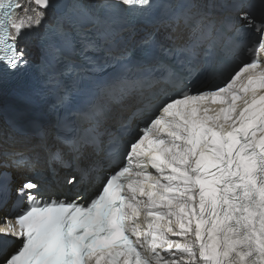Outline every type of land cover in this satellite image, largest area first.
I'll list each match as a JSON object with an SVG mask.
<instances>
[{
	"label": "snow or ice",
	"instance_id": "6c2138e0",
	"mask_svg": "<svg viewBox=\"0 0 264 264\" xmlns=\"http://www.w3.org/2000/svg\"><path fill=\"white\" fill-rule=\"evenodd\" d=\"M34 2L41 8L50 6V0ZM121 3L144 6L149 0ZM20 7L13 0H0V52L11 53L0 55L5 68L27 63L17 41L32 25L13 18V10ZM181 17L186 25L197 22L185 13H179ZM78 27L69 20L58 30L63 35ZM244 27L256 29L258 47L247 49L255 58L235 70L219 56H206L196 70L202 80L197 87H190L191 81L185 84L180 74L163 78L164 86L141 94L139 107L121 125V132L129 134L127 140L122 141L119 133H101L100 126L107 102L120 103L132 96L131 88L137 85L118 78L101 81L97 97L81 114L92 125L82 136L65 140L77 160L86 148H92L85 157V175L94 164L92 157L101 150L104 134L109 136L104 145L108 157L122 166L107 176L86 206L38 200L32 194L38 185L24 183L17 189L20 196L27 193V207L15 218L18 231L0 228L4 237L14 236L18 244L0 264H264V65L259 61L264 22L257 25L250 19ZM95 47L94 41L85 39L81 51ZM55 52L63 55L59 48ZM90 63L93 68L102 67L98 59ZM213 79L219 82L210 83ZM145 86L153 87L151 82L139 83L140 88ZM206 100L221 105L214 115L201 106ZM137 118L142 128L131 126ZM141 211L152 218L149 231L143 233L144 244L138 226L129 224ZM166 217L161 230L160 221ZM167 233L186 242L169 240ZM145 244L150 249L147 256L141 251Z\"/></svg>",
	"mask_w": 264,
	"mask_h": 264
},
{
	"label": "bare ground",
	"instance_id": "6f19581e",
	"mask_svg": "<svg viewBox=\"0 0 264 264\" xmlns=\"http://www.w3.org/2000/svg\"><path fill=\"white\" fill-rule=\"evenodd\" d=\"M17 4L22 5L19 9H14L16 11V17H13L15 20H23L26 24H31V28L23 31V33L19 36L17 41L18 46L24 49L26 53V59L33 60L32 58H38V52H34L35 54L31 57H27L29 52L33 53L29 47L32 46L36 38H40L42 35V28L44 23H52L55 13H52L53 7L49 6L47 8H41L35 4L34 0H14ZM77 1L78 0H71ZM69 0V2H71ZM84 4H88L93 2L94 0H83ZM196 2L197 7L206 8L207 5H210V10L214 16H218L220 12V3L219 0H194ZM90 5V4H89ZM34 7L40 8L39 12L34 17L33 10ZM50 8V9H49ZM229 10H224V12H228ZM245 11H241V13ZM238 17V13L235 14ZM223 13L219 16V19H222ZM39 20V23H35ZM243 22V21H242ZM137 30L129 29L125 31V35L135 36ZM191 32L189 28L183 29L182 26H165L164 24L158 27L157 34L160 36L166 35L169 41H183L188 39V35ZM11 35H15V30L11 29ZM177 34V35H175ZM12 41V40H11ZM135 98L127 97L120 103L109 102L107 104V108L109 111L107 112V119L105 121L106 125H115L118 123V119L126 116L129 112V108L133 105ZM52 134L46 136L44 138L43 144L36 139L34 136L26 135H18L10 130V128L5 124L2 115L0 114V150L8 153L7 160L10 161L13 158H17L19 156L26 157L25 165L23 168L15 169L12 168L13 173V181L15 185H19V183L23 182L26 178H30L32 171L31 169H45L47 170V150L46 147L50 146L54 141L51 140ZM64 151L67 149L66 146H60ZM55 147L50 148L48 153L53 151ZM92 151L89 148L84 150V154L80 159L86 160L89 154ZM95 156V155H94ZM93 158V157H92ZM65 170V167L59 164L58 173L56 176L61 175V173ZM72 176V174L70 175ZM91 182H88L87 189H91ZM66 186H63L62 189L65 190ZM53 194V193H50Z\"/></svg>",
	"mask_w": 264,
	"mask_h": 264
},
{
	"label": "water",
	"instance_id": "95a60500",
	"mask_svg": "<svg viewBox=\"0 0 264 264\" xmlns=\"http://www.w3.org/2000/svg\"><path fill=\"white\" fill-rule=\"evenodd\" d=\"M67 2L68 0H50V6L55 10L60 11L66 6Z\"/></svg>",
	"mask_w": 264,
	"mask_h": 264
},
{
	"label": "rangeland",
	"instance_id": "374dc122",
	"mask_svg": "<svg viewBox=\"0 0 264 264\" xmlns=\"http://www.w3.org/2000/svg\"><path fill=\"white\" fill-rule=\"evenodd\" d=\"M71 1V0H70ZM79 2H81V3H83L84 1L83 0H78ZM98 0H94L93 2H97ZM91 2V1H90ZM99 3V2H98ZM17 4V2L15 1V5ZM97 4V3H96ZM39 9L40 8H35L34 7V10H33V14H34V17L36 16V14L39 12ZM50 9V8H49ZM16 11H14L13 12V17H16L17 15H16ZM175 35H177V34H175ZM178 36V35H177ZM35 44H36V40L34 41V43L32 44V46L31 47H29V49H31L32 50V52L34 53L37 49H36V47H35ZM31 53V52H30ZM32 59H34V58H32Z\"/></svg>",
	"mask_w": 264,
	"mask_h": 264
}]
</instances>
